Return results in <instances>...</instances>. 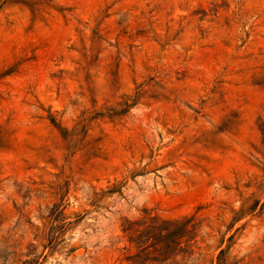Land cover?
Instances as JSON below:
<instances>
[{
  "label": "rangeland",
  "instance_id": "374dc122",
  "mask_svg": "<svg viewBox=\"0 0 264 264\" xmlns=\"http://www.w3.org/2000/svg\"><path fill=\"white\" fill-rule=\"evenodd\" d=\"M220 251L264 264V0H0V264Z\"/></svg>",
  "mask_w": 264,
  "mask_h": 264
},
{
  "label": "trees",
  "instance_id": "16d2710c",
  "mask_svg": "<svg viewBox=\"0 0 264 264\" xmlns=\"http://www.w3.org/2000/svg\"><path fill=\"white\" fill-rule=\"evenodd\" d=\"M152 245H154V241H151L146 247H149V246H152ZM215 264H224V260L222 258V252L221 251L219 252L218 256L216 257Z\"/></svg>",
  "mask_w": 264,
  "mask_h": 264
}]
</instances>
